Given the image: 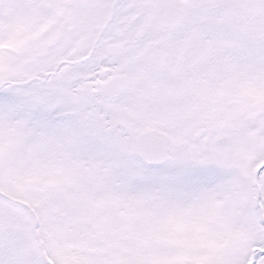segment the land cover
<instances>
[{"label": "snow or ice", "instance_id": "6c2138e0", "mask_svg": "<svg viewBox=\"0 0 264 264\" xmlns=\"http://www.w3.org/2000/svg\"><path fill=\"white\" fill-rule=\"evenodd\" d=\"M0 264H264V0H0Z\"/></svg>", "mask_w": 264, "mask_h": 264}]
</instances>
